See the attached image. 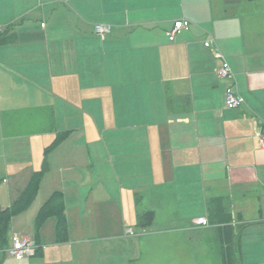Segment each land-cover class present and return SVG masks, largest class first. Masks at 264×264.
<instances>
[{"label": "crops", "instance_id": "crops-1", "mask_svg": "<svg viewBox=\"0 0 264 264\" xmlns=\"http://www.w3.org/2000/svg\"><path fill=\"white\" fill-rule=\"evenodd\" d=\"M223 16L213 0H0V207L40 174L33 201L12 217H33V235L10 230V242L36 241L34 256L68 243L98 250L158 212L169 229L207 220L219 252L264 264V53L249 54ZM182 19L188 29L169 40ZM234 88L244 104L228 109ZM55 194L64 243L54 216L35 229ZM148 212L152 224L140 226Z\"/></svg>", "mask_w": 264, "mask_h": 264}, {"label": "rangeland", "instance_id": "rangeland-1", "mask_svg": "<svg viewBox=\"0 0 264 264\" xmlns=\"http://www.w3.org/2000/svg\"><path fill=\"white\" fill-rule=\"evenodd\" d=\"M213 3L216 12L222 10L224 16L229 15L231 27L236 28L238 38L249 54L264 53V0H239L236 3L213 0ZM183 5L188 7L187 3ZM195 16L196 20L206 19L198 11ZM209 16L219 21L215 12ZM26 217L12 219L9 235L13 230L28 231V237L33 235V217ZM166 221L168 219L157 212L154 223L147 229L137 227L131 235L103 239L99 246L95 243L98 250L90 243H68L60 248L45 247L44 255H33L21 261L3 251L0 252V264H222L215 230L207 220V227L189 223L190 226L176 229H169ZM49 223L45 239L52 242L54 233Z\"/></svg>", "mask_w": 264, "mask_h": 264}, {"label": "trees", "instance_id": "trees-1", "mask_svg": "<svg viewBox=\"0 0 264 264\" xmlns=\"http://www.w3.org/2000/svg\"><path fill=\"white\" fill-rule=\"evenodd\" d=\"M64 137L59 135L54 143L45 150V155ZM40 174L34 175L30 184L25 191L24 195L17 203L9 208L2 209L0 207V252L5 251L10 246L9 240V226L12 217L23 212L33 201L39 182ZM51 216L56 217L55 226V240L58 243H64L68 240V227L66 218L64 216V205L60 202V196L55 194L39 211L35 218V229L36 232L41 228L45 220ZM153 213L148 212L141 214L138 218V224L143 227H147L152 224ZM36 243V241H35ZM37 244V243H36ZM220 257L222 264H236L235 257L231 253L229 247H221Z\"/></svg>", "mask_w": 264, "mask_h": 264}, {"label": "built area", "instance_id": "built-area-1", "mask_svg": "<svg viewBox=\"0 0 264 264\" xmlns=\"http://www.w3.org/2000/svg\"><path fill=\"white\" fill-rule=\"evenodd\" d=\"M189 21L182 19V20H176L173 23L172 29L168 33L169 40H173L175 34L179 33L183 29H188L189 27ZM110 31V26L108 25H96L95 32L96 34L104 37L106 36ZM3 33V27L0 26V36ZM212 43V40L208 41L206 45L210 46ZM214 57L216 59L223 60V57L221 53H215ZM218 77L225 79L231 75V70L229 68V65L223 60V63L221 67L217 70ZM242 104H244V101L242 97L237 93L236 88L232 89L230 92H228L226 99H225V106L228 109H237ZM259 146L261 149L264 150V136H259L258 139ZM202 225H206V221L202 220L200 222ZM37 249V245L35 241L32 239H28L25 237H19L14 236L11 239L10 246L8 249H6V253L11 256L16 261H21L25 258L32 257Z\"/></svg>", "mask_w": 264, "mask_h": 264}, {"label": "flooded vegetation", "instance_id": "flooded-vegetation-1", "mask_svg": "<svg viewBox=\"0 0 264 264\" xmlns=\"http://www.w3.org/2000/svg\"><path fill=\"white\" fill-rule=\"evenodd\" d=\"M239 0H228V2H232V3H236V2H238Z\"/></svg>", "mask_w": 264, "mask_h": 264}]
</instances>
